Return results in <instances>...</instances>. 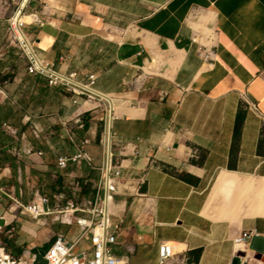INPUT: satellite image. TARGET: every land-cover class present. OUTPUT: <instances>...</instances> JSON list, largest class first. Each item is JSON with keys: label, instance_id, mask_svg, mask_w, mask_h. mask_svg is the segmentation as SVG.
<instances>
[{"label": "crops", "instance_id": "1", "mask_svg": "<svg viewBox=\"0 0 264 264\" xmlns=\"http://www.w3.org/2000/svg\"><path fill=\"white\" fill-rule=\"evenodd\" d=\"M14 7L0 0V125L15 141L30 137L17 145L22 154H44L31 137L41 145L50 124L81 120L85 137L72 156L85 151L92 161L73 167L101 168L91 104L74 103L64 88L28 74L21 50L7 44ZM24 13L32 19L23 32L37 56L61 71L95 73L96 89L120 117L113 154L130 175L109 206L110 231L118 232L114 255L159 264L160 245L173 243L170 264H233L236 257L264 264V252L233 243L242 231L264 237V0H31ZM200 46L214 51L213 60L198 56ZM0 153H10L9 146L0 145ZM9 168L0 162V170ZM42 193L51 198L44 220L17 207L37 225L0 204V249L25 264H46L61 234L49 238L45 252L34 248L56 215L53 197ZM3 195L11 198L0 190V201ZM73 226L78 231L69 239L81 234Z\"/></svg>", "mask_w": 264, "mask_h": 264}, {"label": "built area", "instance_id": "2", "mask_svg": "<svg viewBox=\"0 0 264 264\" xmlns=\"http://www.w3.org/2000/svg\"><path fill=\"white\" fill-rule=\"evenodd\" d=\"M15 3L12 14L7 18V44L16 46L23 53L26 65V72L30 75L45 78L51 87H62L74 96V103L95 104V107L102 103L108 108V115L105 126V133L102 137V151L104 163L100 168V179L96 184L95 194L88 209L78 206L73 201H66L65 205H60L53 213L73 218L72 224L81 229V234L76 239H69L63 234H59L54 239L45 254L46 264H129L117 258L113 253V246L118 243V232L112 233L110 223L109 206L112 197L120 192L121 188L126 189L125 183L130 175V170L123 164L115 161L113 154L114 133L113 124L120 117L113 115L108 100L104 93L96 89L97 75L95 73H85L80 75L76 70L61 71L55 67V63L48 60H41L34 52L31 44L26 38L23 28L26 21L18 17L24 13L31 0L22 5L23 0H12ZM192 42H197L196 38ZM198 56L204 61H211L214 58V51L206 46H200L197 50ZM111 122V131L108 133ZM128 143V142H127ZM90 145V141L84 142V146ZM169 151L170 147H166ZM27 157L37 155L43 157L42 152H37L33 148L23 150ZM135 156L140 157V150L135 151ZM90 156L85 151H80L74 156H61L56 161V171L53 176L66 172L71 165L81 166L84 163H91ZM52 176V177H53ZM51 198L42 192H35L32 201L22 203L15 201L23 213H27L33 220L51 214L47 206ZM119 230V229H118ZM261 237L256 231H242L234 237L233 243L236 247L251 246L253 240ZM86 246L79 249L82 243ZM176 246L173 243H164L159 247V264H166L176 255ZM239 264H248V257H239ZM0 264H25L16 256L0 249Z\"/></svg>", "mask_w": 264, "mask_h": 264}, {"label": "rangeland", "instance_id": "3", "mask_svg": "<svg viewBox=\"0 0 264 264\" xmlns=\"http://www.w3.org/2000/svg\"><path fill=\"white\" fill-rule=\"evenodd\" d=\"M91 106L93 107L91 111L93 119L89 120V123H92L91 129L96 135L95 140L98 139L96 140L98 142L96 145V151L102 154L99 134L101 130L103 133L102 135L105 133L108 108L103 103L98 107H95V104H91ZM52 123H54V121ZM82 124L81 120L79 122L75 120L55 121L54 125L50 124V127L53 130L49 131L45 139H42L43 144L41 145L37 144L38 142L32 140L31 137V144L37 149H42L44 152V158L42 160L32 159L33 161L23 159V154L17 149L19 142L26 143L29 141L30 137H16L17 141H15V138L5 133V131H8L9 129L0 125V145H7L10 148V153H0V162L5 161V164L8 163L11 165V168H9L8 171L0 170V190L4 191L13 199L23 195L25 200H22V203L31 201L35 192H43L44 190L45 192H49L53 197L52 206H54L55 211L60 205L63 206L66 201L70 200L75 201L79 207L88 209L92 201V189L95 187L96 181L100 177V171L98 170L100 167L96 165H83L81 169L78 170L71 165L66 172L58 174V177L53 175V177H51L50 175V173L54 174L56 171L55 165L59 155L72 156L73 153L77 151V145L81 144V141L85 137L84 131L82 130L84 125ZM25 128L30 135L32 134V129H35L32 124ZM97 135L99 137H97ZM100 157L101 156L98 158L99 161ZM24 161H27V163ZM73 173L75 174V178L68 177V175H73ZM11 198L3 195V199L0 201L2 208H7L9 209V212L18 215L19 218L27 219V221L37 225L38 221L29 220L26 216L20 213L19 209H17L19 206ZM11 203L14 204L11 205ZM52 206L51 208H53ZM44 219L45 218H41L40 221ZM111 220L114 221V218L112 217ZM73 221L74 220L70 215L64 216L56 214L51 216L48 221L49 225L45 230H41L38 237L39 240L35 241V243L38 244L34 248L37 249V246H39L38 248H40V252H45L43 245L45 246L54 233L74 236L78 231V228L73 226ZM51 241H53V239ZM83 246H86L85 242L79 246V249ZM168 264H170V262Z\"/></svg>", "mask_w": 264, "mask_h": 264}, {"label": "water", "instance_id": "4", "mask_svg": "<svg viewBox=\"0 0 264 264\" xmlns=\"http://www.w3.org/2000/svg\"><path fill=\"white\" fill-rule=\"evenodd\" d=\"M4 224L3 220L0 219V226ZM252 248L259 252H264V237H257L252 242ZM239 258L236 257L233 261V264H239Z\"/></svg>", "mask_w": 264, "mask_h": 264}, {"label": "bare ground", "instance_id": "5", "mask_svg": "<svg viewBox=\"0 0 264 264\" xmlns=\"http://www.w3.org/2000/svg\"><path fill=\"white\" fill-rule=\"evenodd\" d=\"M27 1H28V0H23V2H22L23 4H22V5H25V3H26ZM18 17H19V18H22L24 21H28V20H31V19H32V18L30 17V15L25 14V13H21V12L18 14ZM104 97H105L106 100H108V102H109V104H110V109H109V111H111L112 116H113V115H117V113L114 111V107H113V108L111 107V105H112V104H111V102H112L111 99L108 98V96H104ZM112 103H113V102H112ZM108 125H109V128H108V133H109V132L111 131V122H109ZM109 134H110V133H109Z\"/></svg>", "mask_w": 264, "mask_h": 264}, {"label": "trees", "instance_id": "6", "mask_svg": "<svg viewBox=\"0 0 264 264\" xmlns=\"http://www.w3.org/2000/svg\"><path fill=\"white\" fill-rule=\"evenodd\" d=\"M240 126H241V123H240V121H238V123H237V132L239 131V129H240ZM93 190V189H92ZM93 192H94V190H93Z\"/></svg>", "mask_w": 264, "mask_h": 264}]
</instances>
